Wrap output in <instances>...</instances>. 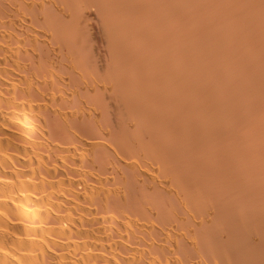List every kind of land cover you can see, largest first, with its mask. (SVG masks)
Segmentation results:
<instances>
[{"label": "bare ground", "instance_id": "bare-ground-1", "mask_svg": "<svg viewBox=\"0 0 264 264\" xmlns=\"http://www.w3.org/2000/svg\"><path fill=\"white\" fill-rule=\"evenodd\" d=\"M0 264H264V0H0Z\"/></svg>", "mask_w": 264, "mask_h": 264}]
</instances>
